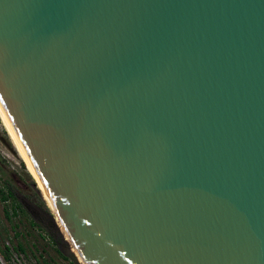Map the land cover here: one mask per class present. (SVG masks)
Returning a JSON list of instances; mask_svg holds the SVG:
<instances>
[{"label": "water", "instance_id": "95a60500", "mask_svg": "<svg viewBox=\"0 0 264 264\" xmlns=\"http://www.w3.org/2000/svg\"><path fill=\"white\" fill-rule=\"evenodd\" d=\"M0 106L74 263L264 264V0H0Z\"/></svg>", "mask_w": 264, "mask_h": 264}, {"label": "rangeland", "instance_id": "374dc122", "mask_svg": "<svg viewBox=\"0 0 264 264\" xmlns=\"http://www.w3.org/2000/svg\"><path fill=\"white\" fill-rule=\"evenodd\" d=\"M0 188L11 192L21 205L14 213L16 203L12 200L4 202L0 195V264H76L54 224L52 208L28 172L27 164L16 152L1 119ZM50 223L51 231L47 229ZM6 246L10 248L9 252Z\"/></svg>", "mask_w": 264, "mask_h": 264}, {"label": "bare ground", "instance_id": "6f19581e", "mask_svg": "<svg viewBox=\"0 0 264 264\" xmlns=\"http://www.w3.org/2000/svg\"><path fill=\"white\" fill-rule=\"evenodd\" d=\"M0 119H1V121L3 123V126H5L6 130L8 131V134H9V136L11 138V141H12L14 147H15L16 152L19 154L21 159L27 164L28 172L30 173L31 176H33V179L36 182V184L38 186V189L40 190L41 194L44 196L47 204L52 208L51 202H50V200H49V198H48V196H47L42 184L40 183V181H39V179H38V177H37L32 165H31V163L29 162V159L27 158V155L24 152V150H23V148H22L17 136L13 132V130H12V128H11V126H10V124H9V122H8V120H7V118H6L5 114H4L1 106H0ZM52 210H53V208H52ZM79 257H81V256L79 255Z\"/></svg>", "mask_w": 264, "mask_h": 264}, {"label": "trees", "instance_id": "16d2710c", "mask_svg": "<svg viewBox=\"0 0 264 264\" xmlns=\"http://www.w3.org/2000/svg\"><path fill=\"white\" fill-rule=\"evenodd\" d=\"M0 195H1V199L4 202H8V201L12 200L14 203H16L15 208L13 209L14 213L17 210L21 209V205L17 203L16 199L14 198V196L11 192H9V191L5 192L2 188H0ZM32 224L36 227L35 223H32ZM6 251L7 252L10 251V248L8 246H6ZM64 259H67V258L64 257ZM70 264H73V263H70Z\"/></svg>", "mask_w": 264, "mask_h": 264}]
</instances>
